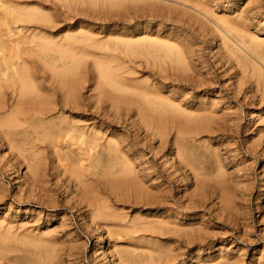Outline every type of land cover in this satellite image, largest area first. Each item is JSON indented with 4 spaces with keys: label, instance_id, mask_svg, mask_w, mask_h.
Returning a JSON list of instances; mask_svg holds the SVG:
<instances>
[{
    "label": "rangeland",
    "instance_id": "374dc122",
    "mask_svg": "<svg viewBox=\"0 0 264 264\" xmlns=\"http://www.w3.org/2000/svg\"><path fill=\"white\" fill-rule=\"evenodd\" d=\"M29 1H32L33 4L34 0H22L24 3L19 0L20 4L15 1V5L19 8L25 7L40 11L43 15L45 14V17L51 19V22H42L43 26L53 27L50 30L51 33L46 28L44 30V27H37L36 31H40V33H44L43 35L50 37L55 34L54 37L58 41H61L64 35H70L74 40L73 47L75 46L66 52L55 51L47 56L38 58L35 55L37 60H42L35 61V64H32V60L35 58L34 55L27 57L26 62L30 59L29 62L37 67L35 69L30 63L28 65L31 66L26 63L27 67H30L29 70L31 72L33 70L36 73L32 72L34 74L32 75V81L35 78L36 81H38L37 78H42L41 81L44 78L47 79L48 76L45 70L47 72L50 71L49 74H51L52 68H47L44 61L46 64L53 62L59 70L63 67L68 68L69 76L71 75L70 77L73 80H83L84 78L83 82L81 80L78 81V84L79 82L80 84L76 87V91L85 102L83 103L84 106H81V113L76 114V112L64 111V113L59 114L54 111L42 124L37 121L27 123V126H25L26 123L23 124L22 126L25 127L26 133L19 129L21 127L14 129L8 126L9 122H11L10 119H12L8 116L9 110H0V238H2L0 239V264H117L118 262V264H122L124 263L123 255L125 254L133 260L132 264H194L195 262V264H225V262L226 264H264V0H67V2L66 0H41V2H36L35 0L34 3L40 4L42 9H39L40 5L34 6L33 4V7L28 3ZM64 2H66L65 4L68 7L64 5ZM50 6L53 7L51 8ZM208 11L210 12L208 13ZM81 28H84V30ZM126 34H128V37ZM162 40L164 41L160 43ZM177 44L182 49L183 54L180 48L176 46ZM174 50L182 54L183 59L185 58V62L182 59L183 68L177 66L179 69H176V65L173 66ZM189 52L191 53L189 54ZM93 54L95 55L93 56ZM74 56L76 57L74 58ZM102 57L104 58L102 59ZM186 58L190 59L189 62ZM144 59L145 61L148 59L147 61L149 62H144ZM134 62H136V65ZM186 62L191 68L187 67ZM76 64L77 66H75ZM191 64L193 65L191 66ZM41 65L46 67L44 66L43 68ZM103 65L111 67L112 70L114 69V73L117 70L116 80H124L122 85L123 88L125 87L123 89L125 93L120 90H118L119 92L116 91L112 83L109 82L110 80L104 77L101 71ZM91 68L95 69L92 71ZM119 68L122 69L118 70ZM40 70L41 73H38ZM173 70L174 72H172ZM42 72L44 75H42ZM70 73H73V76ZM77 74H80V76H76ZM94 74L97 76L95 79L94 77L96 76ZM138 77H140V80ZM243 80L245 81L243 82ZM36 81L33 82L37 83ZM126 81H128L127 84L130 83L128 86L125 85ZM129 86L131 87L129 88ZM78 88L79 90H77ZM130 89H134L133 92L135 93L136 91L138 93H135L138 96H136L137 98ZM5 90L6 86L5 89L3 88V92L1 91L2 94L0 93V99H5L3 102L6 105L10 102L13 104L16 101L15 93L13 94L10 89H7L6 91L9 92L6 93L4 92ZM145 90L152 93L150 94L149 92L147 94L148 92ZM183 91L184 93H182ZM51 92L53 91L51 90ZM51 92H49L50 95L53 94ZM97 93H100L99 95L102 99L104 98V107L102 104L104 113H101V118L103 119L97 118L96 114H92L95 112L93 110L94 98L92 97L94 95L97 96ZM124 94L132 95L135 99H142L139 101L145 107H147V103L151 102V104L155 103L158 108L169 110L170 113L167 111V114L162 115V119L174 117L179 122L178 129L181 128L180 130L184 131L181 134L183 137L181 139L176 138L177 140L172 137L175 135V129L169 131V134L167 132L165 134L166 138L161 141L158 135L146 137L143 129L129 124L130 120H138L141 115L134 111L136 110V105H131L132 103L126 104L131 107L128 115H124L122 108H124L125 104L122 102L117 105L121 114L118 116L114 115V104L112 105L113 107L111 106L112 100H122L126 97ZM56 96L59 97L60 95ZM199 96L202 97L200 98ZM130 98L128 97V99ZM125 99L127 100V98ZM12 100L15 101L13 102ZM157 103H160V106ZM84 107L85 109H83ZM145 107L142 110L145 113H149V108ZM178 110H181V115L177 112ZM191 112L193 115H191ZM187 114L188 117L185 116ZM63 115L83 121L84 128L89 131L92 127L91 130L93 131L98 129L102 133V141L110 139L117 141L123 136L117 143L123 148L133 146L132 154L130 152V155H128L129 162L132 157L134 159H131V161L133 160L131 166L134 167H132L131 176H136V182H139L149 198L148 196L140 199L133 197L131 190L126 189L127 185L115 180L116 176L114 174H103L110 172L108 167L114 160L108 159L105 155L98 158L88 155L85 144H79L78 140L73 136L72 138L70 136H60L56 125L60 123L59 117ZM190 115L191 117H189ZM19 116L21 117L22 115ZM122 116L127 118L128 121L126 123H122L121 119L118 121L120 117L123 118ZM50 118L52 121L49 120ZM117 121L121 123L119 124ZM187 122L190 123L188 124ZM194 124L197 126L195 127ZM163 130L165 129L163 128ZM195 131L197 132L195 133ZM37 136L41 137V139H37ZM42 136L45 138H42ZM109 136H112V138H109ZM140 141L142 144L139 143ZM69 142L70 148H68L69 144H67ZM178 143L184 144L183 152L187 155L185 156L188 160H192L193 167H180L177 163L176 145ZM52 146L54 147L52 148ZM75 150L79 154H77L78 156L76 155L77 157L75 156ZM142 153L143 155H141ZM56 154H58L57 157ZM79 158H82L83 161L81 159L79 162ZM36 161L37 164L33 165ZM77 163H81V165ZM153 166L156 170L153 169ZM171 170L172 172H170ZM150 171L153 172L150 173ZM167 173L171 174L168 175ZM157 174L159 175L158 177ZM114 177L115 179H112ZM60 183L61 185H59ZM145 186L151 190H147ZM157 187L161 188L158 189ZM193 187H195L194 190ZM163 188L165 189L163 190ZM128 192H130V196H128ZM150 193L155 194L151 195ZM163 194L165 197L162 196ZM93 196L99 200L93 199ZM184 197L188 199L186 200ZM134 198L137 202L139 200V203L135 204ZM88 199L90 200L89 202L87 201ZM91 199H93L92 202ZM221 199H224V201H221ZM225 201H228V203ZM91 216L92 218H90ZM158 216L159 219L157 220ZM160 221L162 222L160 223ZM109 223L112 225H109ZM122 223L126 224H124L126 228ZM133 223L136 231L135 229L132 231L130 228ZM158 224L164 227L162 233L151 228V226ZM165 228H175L176 232L171 231L172 233L167 232L165 234ZM180 229L193 231L194 234L201 233L205 240L202 239L199 244L186 246L185 243L179 242L176 237ZM126 235H129L128 238ZM135 235L136 237L134 238ZM160 245L162 246L160 247ZM171 248L176 251L173 249L169 251ZM169 254L171 257L173 255L178 257L173 260L171 257V259L169 258ZM211 257L212 259H210ZM199 261H202V263Z\"/></svg>",
    "mask_w": 264,
    "mask_h": 264
},
{
    "label": "bare ground",
    "instance_id": "6f19581e",
    "mask_svg": "<svg viewBox=\"0 0 264 264\" xmlns=\"http://www.w3.org/2000/svg\"><path fill=\"white\" fill-rule=\"evenodd\" d=\"M15 1H16V3H19L20 4V2H18L19 0H0V89H2L3 90V88L5 89V86H6V90L7 89H10L12 92H13V94L16 96V101L15 100H12L14 103L12 104L11 102L9 103V102H7V103H9L10 104V106H9V104L8 105H6L3 101L5 100H1L0 99V110H2V109H4V111L5 110H7L8 111V113H9V115L8 116H10V118H12V119H10L11 120V122H9L10 124L8 125V126H10V127H13L14 129L16 128V127H21V128H19L22 132H25V127H23L22 125L23 124H25V126H27V123H32V122H35V121H37V122H41V124H42V122L43 121H45L46 120V118H48L49 116H51L52 114H53V112L54 111H56V112H58L59 114H62V113H64V111H69V112H76V114L77 113H81V106L83 105V103L85 102L84 101V99H82L81 97H80V95H78V93H77V91H76V87L77 86H79V84H80V82H79V84H78V81H82L83 82V80H84V78H83V80L82 79H80V80H73L72 79V77H70L69 76V69L68 68H62V69H58L57 68V65L56 64H54L53 62L52 63H47L46 64V62L44 61V59H43V61H44V63H45V65L47 66V68L48 67H50V68H52L51 69V74H49V72H47V70H45L46 72V75L48 76V78L47 79H45L44 78V80H42L41 81V79L42 78H37L38 79V81H39V83H38V81H36V78L33 80V81H36L37 83H35V82H33L32 81V79H33V76L32 75H34V74H32V72H34L33 70H32V72H31V70H29L30 69V67L28 68L27 67V65L30 63L31 64V62H29L30 61V59H29V61H27L26 62V60H27V57H29V56H31V55H34V60H32L33 62H32V64L34 63L35 64V61H42V60H37V58L38 57H43V56H47L49 53L51 54V53H54L55 51H58V52H60V51H63V52H66V51H70L72 48H74L73 47V37L72 36H70V35H64V34H62V35H64L63 36V38L61 39V41H58L57 39H55V34H54V36H46V35H43L42 33H40V31H36V29H37V27L39 28V27H41V28H43L44 26H43V24H42V22H51V19H48L47 17H45L44 15H43V13H41L40 11H38V10H35V9H27V8H19V7H17L16 5H15ZM25 1V0H24ZM35 1V0H34ZM34 1H33V4H34V6H39L37 3L35 4L34 3ZM41 2V0H36V2ZM55 1V0H54ZM77 1V0H76ZM75 1V2H76ZM182 1V0H181ZM188 1V0H187ZM195 1V0H194ZM201 1V0H200ZM252 1H254V0H252ZM31 2V3H30ZM52 2V1H51ZM66 2H67V0H66ZM66 2H64V5H66L67 6V4H65ZM72 2V1H71ZM121 2V1H120ZM185 2V1H184ZM21 3H24V2H22V0H21ZM30 5H32L33 6V4H32V1H29L28 2ZM108 3V2H107ZM111 3V2H110ZM44 4V3H43ZM53 4H54V2H53ZM63 4V3H62ZM93 4V3H92ZM115 4V3H114ZM122 4V3H121ZM127 4V3H126ZM25 5H28V4H25ZM30 5H28V6H30ZM44 5H46V4H44ZM150 5V4H149ZM159 5V4H158ZM204 5V4H203ZM207 5V4H206ZM33 6V7H34ZM55 6V5H54ZM111 6V5H110ZM191 6V5H190ZM51 7V6H50ZM53 7V6H52ZM51 7V8H52ZM61 7V6H60ZM68 7V6H67ZM151 7V6H150ZM160 7V6H159ZM36 8H38V7H36ZM42 9V6L40 5V7H39V9ZM47 8V7H46ZM66 8V7H65ZM206 8V7H205ZM45 9V8H44ZM50 9V8H49ZM52 10V9H51ZM180 10V9H179ZM208 10H210V9H208ZM53 11V10H52ZM63 11V10H62ZM50 12V11H49ZM67 12V11H66ZM210 11H208V13H209ZM53 13V12H52ZM183 13V12H182ZM214 13V12H213ZM241 13V12H240ZM46 14H47V12H46ZM187 14V13H186ZM65 15V14H64ZM242 15V14H241ZM206 16V15H205ZM217 17V16H216ZM230 18V17H229ZM218 19V18H217ZM55 21H56V19H55ZM60 22V21H59ZM72 22V21H71ZM213 22V21H212ZM231 22H233V21H231ZM42 24V26H41V24ZM203 23V22H202ZM50 24V23H49ZM82 24V23H81ZM237 24V23H236ZM238 25V24H237ZM79 26V25H78ZM230 26H232V25H230ZM239 26V25H238ZM82 27V26H81ZM85 27V26H84ZM214 27V26H213ZM242 27V26H241ZM45 28L47 29V30H51V28H53V27H49V26H46V27H44V30H45ZM71 28V27H70ZM74 28V27H73ZM233 28V27H232ZM59 29V28H58ZM76 29V28H75ZM81 29H83L84 30V28H81ZM89 29V28H88ZM39 30V29H38ZM77 30V29H76ZM78 30H79V27H78ZM91 30V29H90ZM90 30H89V32H90ZM218 30V29H217ZM222 30V29H221ZM42 31V30H41ZM48 31V32H49ZM70 31V30H69ZM73 31H74V29H73ZM86 31V30H85ZM238 31V30H237ZM221 32V31H220ZM50 33H51V31H50ZM62 33V32H61ZM60 33V34H61ZM45 34H46V32H45ZM48 34V33H47ZM59 34V33H58ZM66 34V33H65ZM96 34V33H95ZM109 34V33H108ZM130 34V33H129ZM52 35V34H51ZM118 35V34H117ZM123 35V34H122ZM128 34H126V36H127ZM92 36V35H91ZM120 36H121V34H120ZM137 36V35H136ZM135 36V37H136ZM140 36V35H139ZM159 36V35H158ZM224 36V35H223ZM241 36V35H240ZM107 37V36H106ZM128 37V36H127ZM133 37V36H132ZM138 37V36H137ZM143 37V36H142ZM154 37H156V36H154ZM165 37V36H164ZM168 37V36H167ZM251 37H252V35H251ZM105 38V37H104ZM141 38V37H140ZM160 38H161V36H160ZM176 38V37H175ZM221 38V37H220ZM168 39V38H167ZM90 40H92V41H94L93 39H90ZM99 40V39H98ZM97 40V41H98ZM155 40V39H154ZM169 40V39H168ZM171 40V39H170ZM178 40V39H177ZM251 40V39H250ZM263 40V39H262ZM92 41H91V43H92ZM138 41V40H137ZM149 41V40H148ZM158 41H159V38H158ZM164 40H162V41H160V43L161 42H163ZM167 41V40H166ZM185 41V40H184ZM229 41V40H228ZM101 42V41H100ZM156 42H157V40H156ZM170 42V41H169ZM168 42V43H169ZM172 42V41H171ZM125 43V42H124ZM160 43H159V45H160ZM167 43V44H168ZM147 44V43H146ZM170 44V43H169ZM173 44V43H172ZM178 44H179V42H178ZM176 45V46H178L179 47V45ZM82 45V44H81ZM129 45V44H128ZM138 45V44H137ZM185 45V44H184ZM190 45V44H189ZM130 47V46H129ZM161 47V46H160ZM177 47V48H178ZM184 47V46H183ZM255 47V46H254ZM81 48V47H80ZM79 48V49H80ZM180 48V47H179ZM257 48V47H256ZM146 49V48H145ZM135 50V49H134ZM180 50L182 51V49L180 48ZM77 51H79V50H77ZM95 51V50H94ZM132 51V50H131ZM226 51V50H225ZM80 52V51H79ZM98 52V51H97ZM117 52V51H116ZM127 52V51H126ZM188 52V51H187ZM83 53H85V52H83ZM88 53H90V52H88ZM100 53V52H99ZM133 53H134V51H133ZM132 53V54H133ZM158 53V52H157ZM174 53H175V56L173 57V63H174V65L173 66H175L176 65V69H179V68H177V66H179V67H181V68H183V60L185 59H183V57L181 56L182 54H183V51H182V54H179L178 52H175V50H174ZM181 53V52H180ZM184 53H185V51H184ZM191 52H189V54H190ZM236 53V52H235ZM261 53H263V52H261ZM76 54H77V52H76ZM85 54H87V53H85ZM96 54V53H95ZM95 54H93V56L95 55ZM101 54V53H100ZM99 54V55H100ZM132 54H129V55H132ZM135 54V53H134ZM137 54V53H136ZM186 54V53H185ZM227 54H228V52H227ZM37 56V58H36V56ZM74 55V54H73ZM80 55V54H79ZM84 55V54H83ZM90 55V54H89ZM102 55H103V53H102ZM122 55V54H121ZM120 55V56H121ZM148 55V54H147ZM168 55H169V53H168ZM187 55V54H186ZM226 55V54H225ZM53 56V55H52ZM65 56V55H64ZM72 56V55H71ZM84 56H86V55H84ZM112 56V55H111ZM116 56V55H115ZM124 56V55H123ZM127 56V55H126ZM185 56V55H184ZM260 56V55H259ZM264 56V55H263ZM32 57H30V58H32ZM76 56H74V58H75ZM90 57V56H89ZM108 57H109V53H108ZM107 57V58H108ZM137 57V56H136ZM188 57V56H187ZM229 57V56H228ZM32 58V59H33ZM77 58H79V57H77ZM99 58H101V57H99ZM104 57H102V59H103ZM106 58V57H105ZM112 58V57H111ZM134 58V57H133ZM142 58V57H141ZM144 58V57H143ZM162 58V57H161ZM234 58V57H233ZM70 59H72V58H70ZM121 59V58H120ZM123 59V58H122ZM152 59V58H151ZM156 59H158V58H156ZM164 59V58H163ZM168 59V58H167ZM183 59V60H182ZM187 59V58H186ZM255 59V58H254ZM78 60V59H77ZM80 60V59H79ZM92 60V59H91ZM136 60V59H135ZM148 60V59H147ZM146 60V61H147ZM188 60V59H187ZM190 60V59H189ZM189 60H188V62H189ZM48 62H49V60H47ZM103 61H105V60H103ZM110 61V60H109ZM109 61H108V63H109ZM116 61V60H115ZM130 61H132V60H130ZM141 61V60H140ZM139 61V62H140ZM144 62H146L145 61V59L143 60ZM161 61V60H160ZM164 61V60H163ZM106 62V61H105ZM147 62H149V61H147ZM146 62V63H147ZM154 62V61H153ZM159 62V61H158ZM184 62H185V60H184ZM232 62V61H231ZM26 63H27V65H26ZM43 63V64H44ZM74 63V62H73ZM76 63V62H75ZM79 63V62H78ZM77 63V64H78ZM87 63V62H86ZM90 63V62H89ZM99 63V62H98ZM113 63V62H112ZM121 64H122V62H120ZM123 63H124V61H123ZM135 63V65H136V62H134ZM140 63H143V62H140ZM152 63V62H151ZM163 63V62H162ZM165 63V62H164ZM169 63V62H168ZM31 64V65H32ZM38 64V63H37ZM40 64H42V63H40ZM39 64V65H40ZM77 64L75 65V66H77ZM82 64V63H81ZM90 64H92V63H90ZM107 64V63H106ZM139 64V63H138ZM158 64H160V63H158ZM186 65H187V67H190V66H188V63L186 62L185 63ZM236 64V63H235ZM31 65H28V66H31ZM44 65V66H45ZM82 65H84V64H82ZM82 65H81V67H82ZM94 65V64H93ZM108 65V64H107ZM124 65V64H123ZM162 65H164V64H162ZM170 65V64H169ZM193 64H191V66H192ZM237 65V64H236ZM32 66H34V65H32ZM42 66V65H41ZM44 66H42L43 68H44ZM45 66V67H46ZM79 66V65H78ZM111 66V65H110ZM116 66H118V65H116ZM119 66H120V64H119ZM127 66V65H126ZM140 66V65H139ZM149 66H150V63H149ZM158 66H160V65H158ZM42 67H41V69H42ZM71 67V66H70ZM89 67V66H88ZM97 67H98V64H97ZM123 67V66H122ZM125 67V66H124ZM131 67V66H130ZM137 67H138V65H137ZM170 67H171V65H170ZM264 67V66H263ZM34 68L36 69L37 67H35L34 66ZM40 68V67H39ZM80 68V67H79ZM78 68V69H79ZM99 68V67H98ZM114 68V67H113ZM169 68V67H168ZM174 68V67H173ZM174 68V70H176ZM191 68V67H190ZM76 69V68H75ZM78 69H77V71H78ZM82 69V68H81ZM92 69V68H91ZM95 69V68H94ZM94 69H92V71L94 70ZM101 69V68H100ZM115 69H116V67H115ZM120 69H122V68H119L118 70H120ZM129 69V68H128ZM160 69V68H159ZM164 69H165V66H164ZM185 69V68H184ZM192 69H194V68H192ZM253 69V68H252ZM37 70H39V69H37ZM53 70V71H52ZM97 70V69H96ZM114 70V69H113ZM112 70V68L111 67H108V66H106V65H103L102 66V74L104 75V77H106V79H109L110 81V83H112V86H113V88L116 90V91H118V90H120V91H123V89L125 88H123V81L121 82V81H118V80H116V74H117V70H115L116 71V73H114V71ZM127 70V69H126ZM134 71H135V69H133ZM161 70V69H160ZM171 70H172V67H171ZM174 70L172 71V72H174ZM186 70V69H185ZM43 72H44V70H42ZM71 71H73V70H71ZM76 71V70H75ZM82 71H84V70H82ZM125 71V70H124ZM165 71V70H164ZM182 72H183V70H181ZM37 72V71H36ZM42 72V75H44V73ZM95 72V71H94ZM135 72H137V71H135ZM162 72V71H161ZM237 72V71H236ZM35 73V72H34ZM38 73H41V70H40V72H38ZM55 73V74H54ZM77 73H79V72H77ZM81 73V72H80ZM96 73V72H95ZM98 73V72H97ZM121 73H124V72H121ZM120 73V74H121ZM128 73H130L129 71H128ZM138 73V72H137ZM194 73V72H193ZM252 73V72H251ZM36 74V73H35ZM49 74V75H48ZM70 74H72V76H73V73H70ZM82 74V73H81ZM85 74V73H84ZM127 74V73H126ZM142 74V73H141ZM164 74V73H163ZM261 74V73H260ZM80 76V74H77L76 76ZM95 75V74H94ZM137 75V74H136ZM150 75V74H149ZM148 75V76H149ZM152 75V74H151ZM176 75H177V73H176ZM200 75V74H199ZM245 75V74H244ZM264 75V74H263ZM75 76V77H76ZM78 76V77H79ZM96 76V75H95ZM100 76V75H99ZM102 76V75H101ZM172 76V75H171ZM186 76V75H185ZM38 77V76H37ZM74 77V78H75ZM83 77V76H82ZM121 77V76H120ZM128 77H130V76H128ZM140 77H141V75H140ZM140 77H138L139 78V80H140ZM152 77V76H151ZM236 77H238V76H236ZM263 77V76H262ZM95 78H97V76L96 77H94V79ZM100 78V77H99ZM118 78V77H117ZM130 78H132V77H130ZM134 78V77H133ZM137 78V79H138ZM142 78V77H141ZM147 78H149V77H147ZM168 78V77H167ZM185 78V77H184ZM196 78V77H195ZM241 78V77H240ZM246 78V77H245ZM253 78H254V76H253ZM91 79H93V77H91ZM127 79H129V78H127ZM143 79V78H142ZM187 79V78H186ZM134 80V79H133ZM133 80H131V81H133ZM159 80V79H158ZM209 80V79H208ZM88 81V80H87ZM95 81V80H94ZM100 81H101V79H100ZM130 81V82H131ZM143 81V80H142ZM151 81H153V80H151ZM155 81V80H154ZM178 81V80H177ZM186 81V80H185ZM197 81V80H196ZM210 81V80H209ZM245 80H243V82H244ZM81 82V83H82ZM86 82V81H85ZM102 82H105V81H102ZM127 82L128 81H126L125 82V85L126 86H128L130 83H128L127 84ZM134 82V81H133ZM140 82V81H139ZM144 82V81H143ZM167 82V81H166ZM242 82V83H243ZM251 82V81H250ZM253 82V81H252ZM153 83V82H152ZM155 83V82H154ZM171 83V82H170ZM173 83V82H172ZM249 83V82H248ZM261 83V82H260ZM263 83V82H262ZM134 84V83H133ZM141 84V83H140ZM150 84V83H149ZM161 84V83H160ZM159 84V85H160ZM176 84V83H175ZM254 84V83H253ZM106 85H109V84H106ZM105 85V86H106ZM154 85V84H153ZM179 85V84H178ZM204 85V84H203ZM88 86V85H87ZM90 86V85H89ZM133 86V85H132ZM148 86V85H147ZM150 86V85H149ZM151 86H152V84H151ZM156 86V85H155ZM172 86V85H171ZM176 86V85H175ZM199 86H201V85H199ZM261 86H262V84H261ZM104 87V86H103ZM109 87V86H108ZM131 86H129V88H130ZM135 87H137V85H135ZM157 87V86H156ZM161 87V86H160ZM182 87H183V85H182ZM181 87V88H182ZM142 88V87H141ZM153 88V87H152ZM179 88V87H178ZM262 88H263V86H262ZM44 89V90H43ZM50 90V91H48V90ZM97 89H98V87H97ZM105 89V88H104ZM126 89H128V88H126ZM135 89H137V88H135ZM139 89H140V87H139ZM143 89H144V86H143ZM169 89V88H168ZM2 90H0V93H1V91ZM4 91V92H6V93H8L7 91ZM51 90L53 91V92H51ZM77 90H79V88L77 89ZM89 90H90V88H89ZM99 90V89H98ZM108 90V89H107ZM107 90H106V92H107ZM132 89H130V91H131ZM160 90V89H159ZM166 90V89H165ZM190 90V89H189ZM188 90V91H189ZM197 90V89H196ZM252 90V89H251ZM255 90V89H254ZM44 91V92H43ZM46 91V92H45ZM47 91H48V93H47ZM88 91V90H87ZM86 91V92H87ZM102 91V90H101ZM129 91V90H128ZM134 91V89L131 91V92H133ZM137 91H141V90H137ZM145 91H147L148 92V90H145ZM156 91V90H155ZM177 91H179V90H177ZM3 92V91H2ZM49 92H51V93H53V94H49ZM111 92H113V91H111ZM110 92V93H111ZM119 92V91H118ZM124 92V91H123ZM150 92V91H149ZM149 92L147 93V94H149ZM160 92V91H159ZM253 92V91H252ZM84 93V92H83ZM95 93V92H94ZM109 93V94H110ZM125 93V92H124ZM134 93V92H133ZM133 93H131V94H133ZM135 93H137L136 91H135ZM134 93V94H135ZM142 93V92H141ZM152 92H150V94H151ZM166 93V92H165ZM168 93V92H167ZM182 93H184V91L182 92ZM189 93H191V92H189ZM209 93V92H208ZM207 93V94H208ZM254 93V92H253ZM252 93V94H253ZM2 94V93H1ZM12 94V93H11ZM10 94V95H11ZM60 95L59 97H57L56 95ZM93 94V93H92ZM98 95L97 96H93L92 98H94V108H93V110H95V112L94 113H92L93 115H97V118H101L102 116V114L101 113H104L103 111V107H104V104H103V99L100 97V93H97ZM102 94V93H101ZM106 94H108V93H106ZM113 94V93H112ZM123 94V93H122ZM131 94H129V95H131ZM138 94V93H137ZM146 94V93H145ZM157 94V93H156ZM155 94V95H156ZM161 94H163V93H161ZM188 94V93H187ZM103 95V94H102ZM101 95V96H102ZM105 95V94H104ZM115 95V94H114ZM125 95V94H124ZM142 95V94H141ZM158 95H159V93H158ZM170 95V94H169ZM180 95V94H179ZM261 95V94H260ZM3 96V95H2ZM111 96V95H110ZM120 96V95H119ZM126 97H124V96H120V97H124V99H119V100H112L113 102L111 103V106L113 105L114 106V115H116V116H118V115H120L121 114V112H119V107L117 106L120 102H122L123 104H125L124 105V108H122L123 109V111H124V113H122V114H124L125 116L126 115H128L129 114V111L131 110V107H128L126 104H128V103H132L131 105H136V110H134V111H137V113H138V115L139 114H141L140 116H139V118H138V120L137 119H132V120H130V123L129 124H132V126L134 125H136V126H138L139 128H141V129H143L144 130V133H145V136L147 137V136H152V137H155V135L157 136H159V138H160V141L163 139V138H166L165 137V134H167V132H168V134H169V131H171L172 129H175V135L174 136H172V137H174L175 139L176 138H180L181 139V137H183V135H181L182 133H184V131H181L180 129H178V121L177 120H175V118L174 117H170V118H165L164 120L162 119L163 117H162V115H164V114H167V111H168V113H170L169 112V110H167V109H164V108H158L157 106H155V103L153 104H151V102L150 103H147V107H145V105L143 106V105H141V102L139 101V100H142V99H135V97L137 96L136 94H135V97L134 96H128V95H125ZM147 96V95H146ZM150 96V95H149ZM154 96V95H153ZM168 96V95H167ZM0 97H1V95H0ZM14 97V96H13ZM128 97L130 98V97H132V98H130V99H128ZM138 97V96H137ZM136 97V98H137ZM159 97V96H158ZM161 97H162V95H161ZM188 97V96H187ZM190 97V96H189ZM200 97V96H199ZM202 97V96H201ZM200 97V98H201ZM262 97V96H261ZM3 98V97H2ZM7 98V97H6ZM10 98V97H9ZM12 98V97H11ZM91 98V97H90ZM125 98H127V100L125 99ZM142 98V97H141ZM182 98H184V97H182ZM133 99V100H132ZM167 99V98H166ZM165 99V100H166ZM170 99V98H169ZM179 99V98H178ZM196 99V98H195ZM207 99H209V98H207ZM8 100H10V99H8ZM8 100H6V101H8ZM145 100H146V97H145ZM145 100H144V102H145ZM173 100V99H172ZM182 100V99H181ZM184 100V99H183ZM5 101V102H6ZM161 101V100H160ZM162 101H164V100H162ZM109 102V101H108ZM200 102V101H199ZM87 103V102H86ZM146 103V102H145ZM165 103V102H164ZM201 103V102H200ZM199 103V104H200ZM207 103V102H206ZM205 103V104H206ZM91 104V103H90ZM102 104H103V107H102ZM107 104V103H106ZM144 104V103H143ZM158 104V103H157ZM156 104V105H157ZM160 104V103H159ZM158 104V105H159ZM169 104V103H168ZM177 104L179 105V103L177 102ZM208 104V103H207ZM207 104H206V106H207ZM212 104V103H211ZM86 105V104H85ZM110 105V104H109ZM108 105V106H109ZM162 105V104H161ZM175 105V104H174ZM173 105V106H174ZM186 105V104H185ZM84 106V105H83ZM82 106V107H83ZM89 106V105H88ZM112 106V107H113ZM160 106V105H159ZM171 106H172V104H171ZM182 106V105H181ZM181 106H179V107H181ZM201 106H203V105H201ZM200 106V107H201ZM212 106V105H211ZM218 106V105H217ZM107 107V106H106ZM143 107H145V108H149V110H150V112L149 113H145L143 110H142V108ZM186 107V106H185ZM188 107V106H187ZM194 107H195V105H194ZM199 107V106H198ZM204 107V106H203ZM182 108V107H181ZM205 108V107H204ZM212 108H213V106H212ZM83 109H85V107L83 108ZM133 109V108H132ZM168 109H170V108H168ZM176 109H178V107H176ZM175 109V110H176ZM191 109V108H190ZM198 109H200V108H198ZM203 109V108H202ZM201 109V110H202ZM206 109V108H205ZM204 109V110H205ZM89 110V109H88ZM103 110V111H102ZM183 110V109H182ZM187 110H189V109H187ZM213 110H214V108H213ZM218 110V109H217ZM221 110H223V109H221ZM6 111V112H7ZM122 111V110H121ZM133 111V112H134ZM170 111H171V109H170ZM181 111V110H180ZM179 110L177 111L178 113H180V115L182 114L181 112H180ZM184 111V110H183ZM190 111V110H189ZM192 111H194L193 109H192ZM196 111H197V109H196ZM212 111V110H211ZM87 112V111H86ZM173 112V111H172ZM171 112V113H172ZM176 112V113H177ZM220 112V111H219ZM219 112H218V114H219ZM222 112V111H221ZM4 113V112H3ZM7 113V114H8ZM68 113V112H67ZM174 113V112H173ZM175 113V114H176ZM192 113V112H191ZM196 113V112H195ZM194 113V114H195ZM215 113V112H214ZM217 113V112H216ZM226 113V112H225ZM5 114V113H4ZM106 114H108V113H106ZM112 114V113H111ZM189 114H190V112H189ZM19 115H22L21 117L19 116ZM57 115V114H56ZM67 115V114H66ZM71 115V114H70ZM191 115H193V113L191 114ZM191 115L189 116V117H191ZM223 115V114H222ZM7 116V115H6ZM73 116V115H72ZM104 116V115H103ZM133 116V115H132ZM185 116H187L188 117V114L187 115H185ZM262 116V115H261ZM106 117V116H105ZM109 117V116H108ZM111 117V116H110ZM123 118H119L118 119V121L121 119L122 121V123H126L128 120H127V118H124V116H122ZM165 117V116H164ZM168 117V116H167ZM193 117V116H192ZM221 117V116H220ZM225 117V116H224ZM224 117H222V118H224ZM260 117V116H259ZM52 118V117H51ZM49 119L50 121H52V119ZM60 118V120H59V124H57L56 125V129H57V131H58V133L60 134V136L62 135V137L64 136V137H66V136H70L71 138H72V136L74 137V138H76V140H78V142H79V144H85L86 145V152L88 153V155H93V157H96V158H98V157H100V156H102V155H105L106 157H108V159H111V160H114L113 161V163L108 167V170H110V172L109 173H103L104 175H110L111 173L112 174H114L115 176H116V179H115V177L114 178H112V179H115L117 182H123L125 185H127V187H126V189H128V190H131V194L133 195V197L135 196V198H138V199H140V198H145L146 196H148V194H147V192H145L142 188H141V185L139 184V182L137 183L136 182V179H135V177L134 176H131L132 175V167L133 166H131V164H132V161L134 160L133 159V157L131 158V159H133L132 161H131V159H130V162L128 161V155H130L129 153L131 152V154H132V152H133V146H130L129 148H128V146H127V148H123V147H121V145L120 144H118L117 143V141L120 139V138H122V137H120L117 141L115 140V139H110V140H106V141H102L101 139H102V133H100V131L97 129V130H91L90 129V131L89 130H87V129H85L84 128V124L80 121V120H78V119H74L73 117L72 118H70V117H68V116H60L59 117ZM202 118V117H201ZM5 119H7V118H5ZM85 119V118H84ZM83 119V120H84ZM101 119H103V118H101ZM108 119V118H107ZM117 119V118H116ZM170 119V120H169ZM187 119V118H186ZM191 119H193V118H191ZM221 119V118H220ZM82 120V119H81ZM87 120V119H86ZM89 120V119H88ZM115 120V119H114ZM196 120V119H195ZM198 120V119H197ZM117 121V122H118ZM181 121V120H180ZM227 121V120H226ZM90 122V121H89ZM120 122V123H121ZM208 122V121H207ZM119 123V122H118ZM119 123V124H120ZM185 123V122H184ZM183 123V124H184ZM188 123V122H187ZM190 123V122H189ZM188 123V124H189ZM212 123V122H211ZM186 124V123H185ZM192 124V123H191ZM196 124V123H195ZM194 124V126L196 127L197 125H195ZM217 124V123H216ZM220 124V123H219ZM222 124V123H221ZM123 125V124H122ZM100 126V125H99ZM98 126V127H99ZM199 126V125H198ZM218 126V125H217ZM91 127V126H90ZM95 127H97L96 125H95ZM163 128L165 129V130H163ZM210 128H211V126H210ZM260 128V127H259ZM95 129V128H94ZM183 129V128H182ZM186 129V128H185ZM195 129V128H194ZM208 129V128H207ZM190 130V129H189ZM126 131V130H125ZM124 131V132H125ZM133 131H135L134 129H133ZM132 131V132H133ZM106 132V131H105ZM192 132H194V131H192ZM197 131H195V133H196ZM201 132V131H200ZM209 132V131H208ZM3 133V132H2ZM26 133V132H25ZM116 133V132H115ZM118 133V132H117ZM185 133H187V132H185ZM189 133H190V131H189ZM257 133H259V131H257ZM101 134V135H100ZM198 134V133H197ZM202 134V133H201ZM3 135V134H2ZM111 135V134H110ZM118 135V134H117ZM173 135V134H172ZM203 135V134H202ZM257 135V134H256ZM44 136H46V135H44ZM44 136H42V138L44 137ZM125 136H127V135H125ZM144 136V137H145ZM207 136V135H206ZM255 136V135H254ZM53 137V136H52ZM112 138V136H109V138ZM118 137V136H117ZM143 137V138H144ZM185 137V136H184ZM204 138H205V136H203ZM208 137V136H207ZM3 138V137H2ZM41 139V137H38L37 136V139ZM45 138V137H44ZM57 138V137H56ZM139 138V137H138ZM142 138V137H141ZM151 138V137H150ZM191 138V137H190ZM252 138V137H251ZM6 139V138H5ZM61 139V138H60ZM106 139H108V138H106ZM145 139V138H144ZM155 139V138H154ZM157 139V138H156ZM174 139V140H175ZM193 139V138H192ZM196 139H198V138H196ZM195 139V141H197ZM200 139V138H199ZM203 139V138H202ZM260 139V138H259ZM7 140V139H6ZM64 140V139H63ZM124 140V139H123ZM139 140V139H138ZM167 140H168V137H167ZM167 140H165V141H167ZM177 140V139H176ZM203 140H205V139H203ZM59 141V140H58ZM61 141V140H60ZM65 141V140H64ZM120 141H122V140H120ZM165 141H163V142H165ZM55 142V141H54ZM66 142V141H65ZM68 142V141H67ZM128 142V141H127ZM132 142V141H131ZM168 142V141H167ZM166 142V143H167ZM199 142V141H198ZM212 142V141H211ZM30 143H32V142H30ZM46 143V142H45ZM61 143H62V141H61ZM64 143V142H63ZM77 143V142H76ZM124 143H125V140H124ZM139 143H141V141L139 142ZM3 144V143H2ZM57 144V143H56ZM59 144H60V142H59ZM67 144H69V147L68 146H66V147H68V148H70V142L69 143H67ZM123 144V143H122ZM142 144V143H141ZM146 144V143H145ZM165 144V143H164ZM9 145V144H8ZM32 145V144H31ZM37 145V144H36ZM38 145H40V144H38ZM72 145V144H71ZM77 145V144H76ZM84 145V146H85ZM58 146H60V145H58ZM75 146V145H74ZM145 146H147V145H145ZM154 146V145H153ZM158 146V145H157ZM173 146V145H172ZM42 147H43V145H42ZM49 147V146H48ZM54 146H52V148H53ZM61 147V146H60ZM166 147V146H165ZM183 147H184V144H182V143H178L177 145H176V152H177V156H178V160H177V163L180 165V167H193V164H192V160L190 161V160H188L187 158H186V154L183 152ZM51 148V149H52ZM76 148V147H75ZM75 148H71V149H75ZM139 148V147H138ZM147 148H148V146H147ZM150 148V147H149ZM155 148V147H154ZM161 148V147H160ZM159 148V149H160ZM15 149V148H14ZM77 149V148H76ZM85 149V148H84ZM142 149V148H141ZM54 150V149H53ZM58 150H60V149H58ZM80 151H81V149H79ZM150 150V149H149ZM76 151V150H75ZM92 151V152H91ZM96 151V152H95ZM152 151H153V149H152ZM168 151V150H167ZM50 152V151H49ZM55 152H57V151H55ZM165 152V151H164ZM189 152V151H188ZM187 152V153H188ZM39 153H41V152H39ZM58 153V152H57ZM59 153H61V152H59ZM63 153V152H62ZM80 153V152H79ZM141 153V152H140ZM139 153V154H140ZM158 153V152H157ZM217 153V152H216ZM73 154H74V152H73ZM78 153H77V151L75 152V156L77 155ZM82 154V153H81ZM138 154V153H137ZM154 154H155V152H154ZM174 154V153H173ZM184 154V155H183ZM209 154V153H208ZM45 155V154H44ZM57 155L58 154H56V157H57ZM61 155V154H60ZM63 155V154H62ZM79 155V154H78ZM77 155V156H78ZM135 155V154H134ZM133 155V156H134ZM141 155H143V153L141 154ZM186 155V156H185ZM76 156V157H77ZM145 156V155H144ZM155 156V155H154ZM21 157V156H20ZM143 157V156H142ZM44 158V157H43ZM83 158V157H82ZM82 158H79V162H80V160L82 159ZM86 158V157H85ZM218 158H219V155H218ZM42 159V158H41ZM87 159H88V157H87ZM90 159V158H89ZM95 159V158H94ZM138 159V158H137ZM140 159V158H139ZM163 159H164V157H163ZM18 160V159H17ZM50 160V159H49ZM66 160V159H65ZM92 160V159H91ZM99 160V159H98ZM165 160V159H164ZM173 160V159H172ZM52 161V160H51ZM56 161H57V159H56ZM67 161V160H66ZM66 161H64V162H66ZM82 161H83V159H82ZM196 161V160H195ZM45 162V161H44ZM61 162V161H60ZM63 162V163H64ZM86 162V161H85ZM89 162V161H88ZM92 162H94V161H92ZM137 162V161H136ZM142 162V161H141ZM39 163H40V161H39ZM55 163V162H54ZM82 163V162H81ZM81 163H77V164H80L81 165ZM138 163V162H137ZM147 163V162H146ZM195 163V162H194ZM34 164H37V161H36V163H33V165ZM42 164V163H41ZM69 164H71V163H69ZM95 164V163H94ZM98 164H99V162H98ZM101 164H102V162H101ZM134 164V163H133ZM46 165V164H45ZM62 165V164H61ZM65 165H67V164H65ZM87 165V164H86ZM97 165V164H96ZM136 165V164H135ZM203 165V164H202ZM40 166V165H39ZM43 166V165H42ZM53 166V165H52ZM72 166V165H71ZM91 166V165H90ZM139 166V165H138ZM143 166V165H142ZM34 167V166H33ZM54 167V166H53ZM69 167V166H68ZM86 167V166H85ZM145 167V166H144ZM150 167V166H149ZM163 167V166H162ZM168 167H170V166H168ZM224 167V166H223ZM223 167H221V168H223ZM226 167V166H225ZM37 168H38V166H37ZM44 168V167H43ZM59 168V167H58ZM71 168V167H70ZM75 168V167H74ZM94 168V167H93ZM93 168H92V170H93ZM134 168V167H133ZM139 168V167H138ZM42 169V168H41ZM76 169V168H75ZM85 169V168H84ZM136 169H137V167H136ZM153 169L154 170H156L155 168H154V166H153ZM163 169V168H162ZM168 169V168H167ZM238 169H241V168H238ZM27 170V169H26ZM54 170V169H53ZM62 170L64 171V169L62 168ZM79 170V169H78ZM91 170V169H90ZM169 170V169H168ZM224 170V169H223ZM61 171V170H60ZM76 171V170H75ZM103 171V170H102ZM139 171V170H138ZM177 171V170H176ZM205 171V170H204ZM62 172V171H61ZM89 172V171H88ZM93 172V171H92ZM105 172V171H104ZM143 172V171H142ZM151 172H153V171H150V173ZM170 172H172V170L170 171ZM34 173V172H33ZM57 173V172H56ZM64 173V172H63ZM78 173H80V172H78ZM134 173V172H133ZM137 173V172H136ZM144 173V172H143ZM149 173V172H148ZM192 173V172H191ZM233 173V172H232ZM28 174V173H27ZM37 174H39V173H37ZM58 174V173H57ZM75 174V173H74ZM82 174V173H81ZM85 174H87V173H85ZM94 174H96V173H94ZM101 174V173H100ZM137 174H139V173H137ZM137 174H134V175H137ZM153 174V173H152ZM159 174V173H158ZM157 174V177L159 176ZM161 174V173H160ZM168 174V173H167ZM171 174V173H170ZM170 174H168V175H170ZM179 174V173H178ZM35 175H36V172H35ZM62 175V174H61ZM71 175V174H70ZM90 175V174H89ZM113 175V176H114ZM174 175V174H173ZM206 175V174H205ZM231 175V174H230ZM233 175V174H232ZM139 176V175H138ZM151 176V175H150ZM195 176V175H194ZM225 176V175H224ZM66 177V176H65ZM76 177V176H75ZM163 177V176H162ZM238 177V176H237ZM55 178H56V176H55ZM139 178H140V176H139ZM145 178V177H144ZM143 178V179H144ZM153 178V177H152ZM151 178V179H152ZM175 178H177V177H175ZM183 178V177H182ZM54 179V178H53ZM72 179V178H71ZM82 180H83V178H81ZM89 179V178H88ZM102 179V178H101ZM104 179H106L105 177H104ZM111 179V178H110ZM143 179H141V180H143ZM146 179V178H145ZM28 180H29V178H28ZM67 180V179H66ZM93 180V179H92ZM109 180V179H108ZM153 180V179H152ZM157 180V179H156ZM232 180V179H231ZM241 180V179H240ZM96 181V180H95ZM107 181V180H106ZM105 181V182H106ZM161 181V180H160ZM177 181V180H176ZM215 181V180H214ZM227 181V180H226ZM235 181V180H234ZM38 182H40V181H38ZM80 182H82L83 183V181H81L80 180ZM79 182V183H80ZM86 182V181H85ZM141 182H144V181H141ZM157 182V181H156ZM202 182V181H201ZM205 182V181H204ZM223 182V181H222ZM240 182V181H239ZM37 183V182H36ZM46 183V182H45ZM147 183V182H146ZM158 183V182H157ZM164 183H165V181H164ZM215 183V182H214ZM218 183V182H217ZM31 184V183H30ZM55 184V183H54ZM73 184V183H72ZM84 184V183H83ZM86 184H88L87 182H86ZM93 184V183H92ZM101 184V183H100ZM106 184V183H105ZM111 184H113V183H111ZM166 184V183H165ZM167 184H168V182H167ZM40 185V184H39ZM41 185H43V184H41ZM56 185V184H55ZM59 185H61V183L59 184ZM143 185V184H142ZM211 185V184H210ZM209 185V186H210ZM239 185V184H238ZM124 186V185H123ZM159 186V185H158ZM161 186V185H160ZM163 186H166V185H163ZM196 186H198V185H196ZM28 187V186H27ZM31 187V186H30ZM40 187V186H39ZM38 187V188H39ZM42 187V186H41ZM73 187V186H72ZM78 187V186H77ZM99 187V186H98ZM109 187V186H108ZM119 187V186H118ZM146 187V186H145ZM149 187V186H148ZM154 187V186H153ZM169 187V186H168ZM168 187H167V189H168ZM188 187V186H187ZM190 187V186H189ZM191 187H192V185H191ZM204 187V186H203ZM221 187V186H220ZM228 187V186H227ZM32 188V187H31ZM50 188V187H49ZM48 188V189H49ZM115 188H116V186H115ZM158 188V187H157ZM161 187H159L158 189H160ZM166 188V187H165ZM165 188H163V190L165 189ZM177 188V187H176ZM194 188L195 187H193V190H194ZM35 189H36V187H35ZM51 189V188H50ZM81 189V188H80ZM80 189H78V190H80ZM118 189V188H117ZM116 189V190H117ZM146 189H147V187H146ZM150 189V188H149ZM149 189H147V190H149ZM154 190H157V189H155V188H153ZM200 189V188H199ZM227 189V188H226ZM47 190V189H46ZM91 190V189H90ZM89 190V191H90ZM93 190H94V188H93ZM93 190H92V192H93ZM151 190V189H150ZM182 190V189H181ZM186 190V189H185ZM202 190V189H201ZM234 190V189H233ZM32 191V190H31ZM39 191V190H38ZM48 191V190H47ZM88 191V190H87ZM88 191V192H89ZM95 191V190H94ZM97 191V193H99L98 192V190H96ZM166 191V190H165ZM164 191V192H165ZM198 191V190H197ZM224 191H225V189H224ZM240 191V190H239ZM29 192V191H28ZM52 192V191H51ZM71 192V191H70ZM81 192V191H80ZM91 192V191H90ZM125 192H127V191H125ZM149 192V191H148ZM151 192V191H150ZM155 192V191H154ZM183 192V191H182ZM187 192V191H186ZM190 192V191H189ZM210 192V191H209ZM227 192H229V191H227ZM84 193V192H83ZM96 193V192H95ZM115 193V192H114ZM129 193L130 192H128V196H130L129 195ZM169 193V192H168ZM207 193H208V191H207ZM217 193V192H216ZM233 193H236V192H233ZM244 193V192H243ZM246 193V192H245ZM46 194V193H45ZM151 194V193H150ZM149 194V195H150ZM152 194H155V193H152ZM151 194V195H152ZM156 194H157V191H156ZM160 194V193H159ZM38 195V194H37ZM112 195V194H111ZM125 195V197H127L126 196V194H124ZM124 195H123V197H124ZM150 195V197H152ZM158 195V194H157ZM166 195V194H165ZM182 195V194H181ZM188 195V194H187ZM192 195V194H191ZM194 195V194H193ZM200 195V194H199ZM212 195V194H211ZM215 195V194H214ZM219 195V194H218ZM221 195V194H220ZM70 196H71V194H70ZM116 196V195H115ZM121 196V195H120ZM162 196H164V194L162 195ZM171 196V195H170ZM94 197V196H93ZM165 197V196H164ZM180 197V196H179ZM194 197V196H193ZM200 197H201V195H200ZM215 197V196H214ZM222 197V196H221ZM69 198V197H68ZM76 198V197H75ZM135 198H134V200H135ZM148 198H149V196H148ZM148 198H146V199H148ZM161 198V197H160ZM176 198H178V197H176ZM184 198H186V197H184ZM192 198V197H191ZM235 198V197H234ZM70 199V198H69ZM81 199H83V198H81ZM93 199H95V197L93 198ZM93 199H91V202L93 201ZM119 199V198H118ZM133 199V198H132ZM163 199V198H162ZM179 199V198H178ZM188 198H186V200H187ZM193 199V198H192ZM202 199V198H201ZM215 199V198H214ZM220 199V198H219ZM228 199V198H227ZM84 200V199H83ZM95 200H99V199H95ZM168 200H169V198H168ZM191 200V199H190ZM224 201V199H221V201ZM40 201V200H39ZM88 202L90 201L89 199L87 200ZM86 201V202H87ZM103 201V200H102ZM164 201V200H163ZM172 201V200H171ZM219 201V200H218ZM231 201V200H230ZM229 201V202H230ZM233 201V200H232ZM83 202V201H82ZM101 202V201H100ZM117 202V201H116ZM131 202H132V200H131ZM168 202V201H167ZM173 202V201H172ZM178 202V201H177ZM195 202V201H194ZM225 202H227L228 203V201H225ZM54 203H55V201H54ZM98 204H99V202H97ZM135 204L136 203H139V200H138V202H137V200H135V202H134ZM147 203V202H146ZM190 203V202H189ZM224 203V202H223ZM84 204V203H83ZM95 204V203H94ZM123 204V203H122ZM121 204V205H122ZM131 204V203H130ZM168 204V203H167ZM173 204V203H172ZM200 204V203H199ZM236 204V203H235ZM85 205V204H84ZM90 205V204H89ZM142 205V204H141ZM166 205V204H165ZM177 205H178V203H177ZM182 205V204H181ZM193 205V204H192ZM219 205V204H218ZM224 205V204H223ZM87 206V205H86ZM138 206V205H137ZM163 206V205H162ZM93 207V206H92ZM99 207V206H98ZM178 207V206H177ZM177 207H175V208H177ZM181 207H184V206H181ZM195 207V206H194ZM193 207V208H194ZM205 207V206H204ZM224 207V206H223ZM222 207V208H223ZM235 207V206H234ZM88 208V207H87ZM94 208V207H93ZM104 208V207H103ZM137 208V207H136ZM186 208H188V207H186ZM196 208V207H195ZM209 208V207H208ZM225 208V207H224ZM95 209H97V208H95ZM99 209V208H98ZM168 209V208H167ZM136 210V209H135ZM166 210V209H165ZM173 210V209H172ZM220 210V209H219ZM224 211V210H223ZM112 212V211H111ZM137 212V211H136ZM179 212V211H178ZM102 213H105V212H102ZM134 213V212H133ZM154 213V212H153ZM176 213V212H175ZM127 214H128V212H127ZM140 214V213H139ZM138 214V215H139ZM164 214V213H163ZM168 214V213H167ZM179 214V213H178ZM222 214V213H221ZM92 215V214H91ZM108 215V214H107ZM123 215V214H122ZM121 215V216H122ZM151 215V214H150ZM95 216V215H94ZM99 216V215H98ZM131 216H133V215H131ZM156 216V215H155ZM163 216V215H162ZM168 216V215H167ZM226 216V215H225ZM109 217H111V216H109ZM119 217V216H118ZM126 217V216H125ZM125 217H123V218H125ZM145 217V216H144ZM169 217V216H168ZM217 217V216H216ZM227 217V216H226ZM90 218H92V216L90 217ZM97 218V217H96ZM147 218V217H146ZM156 218V217H155ZM164 218V217H163ZM167 218V217H166ZM170 218V217H169ZM174 218V217H173ZM130 219V218H129ZM159 219V216L157 217V220ZM160 219H161V217H160ZM165 219V218H164ZM164 219H162V220H164ZM151 220H153V219H151ZM173 221V220H172ZM227 221V220H226ZM119 222V221H118ZM144 222V221H143ZM162 221H160V223H161ZM171 222V221H170ZM108 223V222H107ZM130 223V222H129ZM136 223V222H135ZM138 223V222H137ZM147 223V222H146ZM166 223H167V220H166ZM173 223V222H172ZM188 223V222H187ZM191 223V222H190ZM196 223V222H195ZM195 223H194V225H195ZM199 223V222H198ZM111 223H109V225H110ZM117 224H119V223H117ZM123 224V223H122ZM125 224V223H124ZM123 224V225H124ZM176 224V223H175ZM175 224H173V225H175ZM179 224V223H178ZM177 224V225H178ZM186 224V223H185ZM184 224V225H185ZM191 224H193V223H191ZM200 224V223H199ZM112 225V224H111ZM115 225H116V223H115ZM126 225V224H125ZM124 225V227L126 228V226ZM148 225V224H147ZM176 225V226H177ZM189 225V224H188ZM107 226V225H106ZM120 226H122V225H120ZM149 226V225H148ZM182 226H183V224H182ZM1 227V226H0ZM128 227H130V226H128ZM127 227V228H128ZM124 228V229H125ZM131 229H132V231L135 229L134 228V223H133V225H131V227H130ZM147 228V227H146ZM146 228H145V230H146ZM151 228H152V230L154 229V230H157V231H161V233L164 231L163 229H164V227L161 225V224H158V225H153V226H151ZM198 228H200V227H198ZM121 229H123V228H121ZM149 229V228H148ZM175 228H173V229H169V228H165V234H167V232H176V230H174ZM208 229V228H207ZM10 230V229H9ZM196 230V229H195ZM205 230V229H204ZM209 230V229H208ZM124 231V230H123ZM135 231H136V229H135ZM142 231V230H141ZM179 231V234H177V239L179 240V242H182V243H185V245L186 246H189L190 244H199V243H201L202 242V239H204V236L201 234V233H197V234H194L193 233V231H185V230H183V229H180V230H178ZM198 231V230H197ZM150 232H152V231H150ZM154 232V231H153ZM156 232V231H155ZM171 232V233H172ZM227 232V231H226ZM114 233V232H113ZM130 233V232H129ZM142 233V232H141ZM157 233V232H156ZM145 234V233H144ZM149 234V233H148ZM152 234V233H151ZM176 234V233H175ZM205 234V233H204ZM109 236V235H108ZM128 236L129 235H126V237L128 238ZM139 236V235H138ZM136 237V235L134 236V238ZM144 237V236H143ZM146 237V236H145ZM5 238V237H4ZM3 238V239H4ZM16 238V237H15ZM133 238V239H134ZM151 238V237H150ZM206 238V237H205ZM211 238V237H210ZM213 238V237H212ZM220 238V237H219ZM0 239H2V238H0ZM115 239V238H114ZM125 239V238H124ZM137 239V238H136ZM146 239V238H145ZM152 239V238H151ZM176 239V240H177ZM146 240H148V239H146ZM205 240V239H204ZM167 241V240H166ZM5 242V241H4ZM127 242V241H126ZM148 242V241H147ZM178 242V241H177ZM178 242V243H179ZM211 242V241H210ZM113 243V242H112ZM129 243H131V242H129ZM144 243V242H143ZM158 243L160 244V242L158 241ZM170 243V242H169ZM178 243H177V245H178ZM219 243V242H218ZM115 244V243H114ZM120 244V243H119ZM122 244V243H121ZM148 244H149V242H148ZM147 244V245H148ZM156 244V243H155ZM163 244V243H162ZM118 245V244H117ZM141 245H142V243H141ZM146 245V246H147ZM168 245H170V244H168ZM173 245V244H172ZM123 246V245H122ZM124 246H126V245H124ZM157 246V245H156ZM162 245H160V247H161ZM165 246V245H164ZM171 246V245H170ZM195 246V245H194ZM143 247V246H142ZM159 247V246H158ZM167 247V246H166ZM165 247V248H166ZM179 247H180V245H179ZM134 248V247H133ZM138 248H139V246H138ZM144 248H145V246H144ZM151 248V247H150ZM150 248H148V249H150ZM176 248V247H175ZM181 248V247H180ZM10 249V248H9ZM141 249V248H140ZM147 249V248H146ZM152 249V248H151ZM154 249V248H153ZM173 248H171L169 251H171ZM182 249V248H181ZM184 249V248H183ZM197 249V248H196ZM6 250V249H5ZM112 250V249H111ZM164 250H166V249H164ZM173 250H175V249H173ZM200 250V249H199ZM7 251V250H6ZM155 251V250H154ZM176 251V250H175ZM188 251V250H187ZM3 254V253H2ZM162 254V253H161ZM179 254V253H178ZM219 254V253H218ZM166 255H167V253H166ZM170 255V254H169ZM223 255V254H222ZM1 256V255H0ZM194 256H196V255H194ZM226 256V255H225ZM171 257V255L169 256V258ZM178 256L177 255H173L171 258L173 259V260H175L176 258H177ZM149 258V257H148ZM167 258V257H166ZM170 258V259H171ZM209 258V257H208ZM150 259V258H149ZM182 259V258H181ZM197 259V258H196ZM210 259H212V257L210 258ZM113 260V259H112ZM148 260V259H147ZM198 260V259H197ZM228 260V259H227ZM237 260V259H236ZM239 260V259H238ZM209 261V260H208ZM11 262V261H10ZM123 262L124 263H122V264H132L131 262H133V260L127 255V254H125V255H123ZM159 262V261H158ZM195 262V261H194ZM199 262H201L202 263V261H199ZM119 263V262H118ZM117 263V264H118ZM137 263V262H136ZM196 263V262H195ZM194 263V264H195ZM238 263V262H237ZM107 264V263H106ZM182 264V263H181ZM225 264H226V262H225Z\"/></svg>",
    "mask_w": 264,
    "mask_h": 264
}]
</instances>
